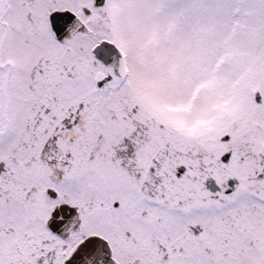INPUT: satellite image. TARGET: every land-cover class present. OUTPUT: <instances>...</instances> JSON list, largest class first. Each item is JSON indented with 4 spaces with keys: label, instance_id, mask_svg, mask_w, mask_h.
<instances>
[{
    "label": "snow or ice",
    "instance_id": "6c2138e0",
    "mask_svg": "<svg viewBox=\"0 0 264 264\" xmlns=\"http://www.w3.org/2000/svg\"><path fill=\"white\" fill-rule=\"evenodd\" d=\"M0 264H264V0H0Z\"/></svg>",
    "mask_w": 264,
    "mask_h": 264
}]
</instances>
